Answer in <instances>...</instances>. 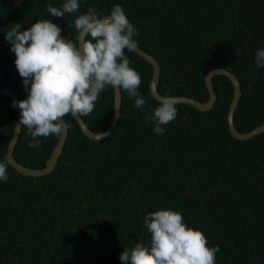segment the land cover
<instances>
[{"label":"trees","instance_id":"16d2710c","mask_svg":"<svg viewBox=\"0 0 264 264\" xmlns=\"http://www.w3.org/2000/svg\"><path fill=\"white\" fill-rule=\"evenodd\" d=\"M49 3L62 8L64 0H0V88L20 100L28 93L5 38L15 23L25 30L50 19L62 36L75 39L77 16L89 7L109 15L119 4L134 25L137 45L160 62L162 95L205 102L206 74L224 67L241 82L236 128L248 132L264 123V67L255 60L264 48V0H79V10L64 17H52ZM125 52L142 77L145 107L136 108L135 98L122 90L120 119L101 140L65 116L69 137L48 175H24L8 162V179L0 181V264H124V249L150 242L144 217L166 208L179 210L209 246H219L216 264H264V132L246 140L232 135L233 82L216 75L214 107L177 103L176 118L157 134L155 123L145 119L158 105L150 89L153 65ZM12 102L0 97V161L7 159L18 119ZM114 102L109 86L83 117L93 131L108 127ZM39 139V148L29 147L32 137L22 127L15 158L44 168L60 138Z\"/></svg>","mask_w":264,"mask_h":264},{"label":"clouds","instance_id":"9594fccd","mask_svg":"<svg viewBox=\"0 0 264 264\" xmlns=\"http://www.w3.org/2000/svg\"><path fill=\"white\" fill-rule=\"evenodd\" d=\"M79 7V0H64L62 8L49 3L47 10L52 17H64ZM74 27L75 39L62 36V28L50 19L37 20L25 30L15 23L6 33L28 93L25 99L14 100L12 107L21 110L18 126L28 129L32 137L29 147L39 148V137H63L68 130L64 117L90 115L109 86L134 97L136 108L146 105L139 92L142 77L130 66L125 52L134 51L137 43L135 28L122 6L115 5L110 15L89 7L75 18ZM255 60L258 67H264V48L257 50ZM176 104L174 96L159 97L152 114L145 115L155 123L157 134H163L164 126L176 118ZM7 169V159L0 161V181H7ZM144 226L150 242L124 249L120 254L124 264H216L219 246H209L205 233L186 224L179 210L149 212Z\"/></svg>","mask_w":264,"mask_h":264},{"label":"water","instance_id":"95a60500","mask_svg":"<svg viewBox=\"0 0 264 264\" xmlns=\"http://www.w3.org/2000/svg\"><path fill=\"white\" fill-rule=\"evenodd\" d=\"M128 19H129V17H128ZM129 21L133 25V23L130 19H129ZM134 51L136 53H138L139 55H141L142 57H144L146 60H148L153 65V78L151 81L150 89H151L152 95L158 100L159 97L164 96L159 92V89H158L159 81H160V77H161V70H162L160 62L152 54H150L149 52L142 49L139 45H137V47ZM219 74H223V75L228 76L234 85V95H233V99H232V102L230 104V108L228 111V124H229V128H230L232 135L237 139L246 140V139H249L251 137L256 136L257 134L264 132V123H262L259 126H256L255 128H253L252 130H250L248 132H240L236 128L235 112L237 110V107H238L240 99H241L242 88H241L240 79L236 76V74L234 72L228 70L227 68L217 67V68L212 69L211 71H209L206 74L205 81H206V84H207V87H208V90L210 93V97L207 101L201 102L199 100H196L194 98L187 97V96H174L177 99V103H187V104L192 105L193 107H195L199 110H202V111H207V110L212 109L214 107L216 101H217V98H218L217 92H216L215 87H214L213 80H214V77L216 75H219ZM3 95H7V96L11 97V99H13V101L14 100H17V101L20 100V98L17 96V94L8 87L0 88V97ZM122 102H123L122 89H115V102H114L113 117H112L108 127L103 131L95 132L87 125V123L85 122L83 117H79V119L76 118L77 121L79 122L83 132L89 138L95 139V140H101V139H104L105 137H107L108 135H110L114 131V129L116 128L117 123L120 119L121 112H122ZM17 109H18V119H17V123H16V127L14 130L13 137H12V139L8 145V151L6 154V158H7L8 162L14 168H16L19 172H21L24 175H29V176L48 175L54 170L60 156L63 153L64 147H65L67 139L69 137V125H68L67 121L64 119L65 120L64 122L68 125V130L65 133V135L59 139L57 145L55 146V148L51 154V157L47 161L46 166L44 168H30V167H27V166L23 165L22 163H20L15 158V154H14L15 148H16L17 143L19 141V138H20V135L22 132V127H23L22 125L18 126V123L21 119V110L19 109L18 106H17Z\"/></svg>","mask_w":264,"mask_h":264}]
</instances>
